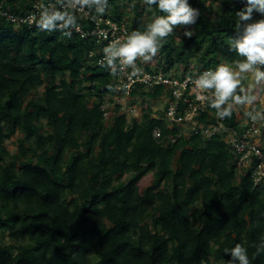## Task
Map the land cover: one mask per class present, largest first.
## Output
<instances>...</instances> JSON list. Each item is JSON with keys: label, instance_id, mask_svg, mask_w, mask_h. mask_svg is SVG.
I'll use <instances>...</instances> for the list:
<instances>
[{"label": "trees", "instance_id": "16d2710c", "mask_svg": "<svg viewBox=\"0 0 264 264\" xmlns=\"http://www.w3.org/2000/svg\"><path fill=\"white\" fill-rule=\"evenodd\" d=\"M36 1L0 4L24 14ZM246 2L188 0L196 23L173 26L157 53L164 70L195 60L198 72L214 71L244 60L231 43L264 19L254 11L240 21ZM96 6L118 23L127 16L129 35L168 15L144 0H101L89 6L94 15ZM64 33L0 18V264H240L231 254L237 244L250 264H264V185H254L251 169L238 173L220 136L160 143L154 130H171L151 108L140 122L117 114L106 125L112 71L89 56L99 47L93 39ZM253 67L264 72V64ZM139 88L133 97L164 92ZM240 117L233 110L225 124L238 127ZM13 135L19 157L5 145ZM151 171L155 180L142 189Z\"/></svg>", "mask_w": 264, "mask_h": 264}, {"label": "built area", "instance_id": "2783aa9c", "mask_svg": "<svg viewBox=\"0 0 264 264\" xmlns=\"http://www.w3.org/2000/svg\"><path fill=\"white\" fill-rule=\"evenodd\" d=\"M70 2L66 0L63 3H58L57 0L50 1L47 4L39 2L34 5V8L24 14H16L6 7L3 3L0 4V18H3L16 25H26L29 28L36 26V21L39 19L42 4L49 6L51 12L55 7L71 10V13L86 22L87 27L84 28L82 23H78V29L70 26L69 28H54L56 30H65L70 32L71 36L79 35L83 39H93L98 48L90 52V57L96 58L98 66L110 68L105 59L104 48L114 41L124 42L129 35V29L126 23H118L111 17L105 14L94 15L89 5L81 7L79 4H74L71 8L68 7ZM99 7L96 6V9ZM88 21H91L89 23ZM63 22H57L61 24ZM118 46V44H117ZM139 58L136 61L135 67L142 69L136 75H132V68H123L119 62V58L114 61L115 68L114 79L116 81V93L107 98V101L102 106L104 119H108L112 114V109L109 107V100L115 102L114 109L122 115L129 113L131 117H136L134 114L138 111L132 103L133 91L136 88L143 89L152 87L150 90H155L157 86H163L166 95V105L164 108L163 117L159 120L166 122L171 133L163 136L162 130L156 128L153 136L160 143L176 142L177 138L183 137L188 139L192 136H201L203 139H209L214 136L220 138L227 144L230 154L234 157L237 169H251V176L254 185H264V148L259 144L258 138L264 130V119H260L256 115H248L244 122L243 110L241 105H234L233 110L240 115L239 126H229L225 124L226 117L220 119L216 115V110L212 108L211 100L213 97L212 89L201 91L195 85L196 79L203 75L202 72L194 74L183 73L175 74L173 71H165L163 65L160 69H156L148 64L140 63ZM130 85L125 89L124 85ZM162 94V95H163ZM115 96L116 98H113ZM112 101V102H113ZM231 102V101H230ZM117 106H120L119 110ZM204 114L210 117V123H205L201 120ZM252 116H256L255 120ZM127 117V115H126ZM128 118V117H127ZM165 142V143H164Z\"/></svg>", "mask_w": 264, "mask_h": 264}, {"label": "clouds", "instance_id": "9594fccd", "mask_svg": "<svg viewBox=\"0 0 264 264\" xmlns=\"http://www.w3.org/2000/svg\"><path fill=\"white\" fill-rule=\"evenodd\" d=\"M57 2L63 3V0H57ZM100 2L101 0H70L68 7L71 8L74 4H79L81 7L90 6ZM104 2L106 3V0ZM144 2L149 6L156 5L160 11L167 12L168 15L155 17L147 25L145 31H133L124 42L114 41L104 48L103 51L106 54L104 57L108 66L111 67L113 75L116 74L113 65L117 58L123 68H132V75H138L142 69L135 67L137 59L142 58L145 62L152 60L163 46L165 38L173 32V26L196 23L198 11L189 6L188 0H144ZM49 6L43 4L41 6L39 19L36 21V26L40 30L51 32L57 27L69 28L70 26L79 30L77 18L69 10L50 12ZM254 11L264 16V0H247L246 7L237 13L239 20H253ZM97 12L102 14L103 7L98 8ZM57 22L63 23L58 25ZM238 28L239 23L237 24ZM64 35L70 37L71 33H64ZM185 35L191 37L192 32H186ZM231 48L236 51L237 55L245 58L242 61L234 62L238 71L233 70V67L227 63H221L214 71L209 69L203 72V75L195 81L196 87L201 91L214 90V98L211 100L210 106L216 110V115L220 119L230 117L234 105H250L256 99L253 95L236 94L238 88L242 93L245 91L241 86L242 73L253 72L256 83L264 81V72L253 67L257 62L264 64V19L245 24L243 35L231 43ZM129 87L130 85H124L125 89ZM247 115L252 114L247 113ZM256 118V116H252L253 120ZM231 254L240 260V264H250L247 249L242 245L237 244L231 249ZM226 264H231V261H227Z\"/></svg>", "mask_w": 264, "mask_h": 264}, {"label": "rangeland", "instance_id": "374dc122", "mask_svg": "<svg viewBox=\"0 0 264 264\" xmlns=\"http://www.w3.org/2000/svg\"><path fill=\"white\" fill-rule=\"evenodd\" d=\"M39 2H41V0H37L36 4H38ZM127 16L125 17V20L123 21L124 23H127ZM181 29H178V32H180ZM179 35L177 36V38L179 39ZM140 60H142V58H139ZM142 62L144 64H148L149 66H153L156 69H160L161 68V63H160V55H156L155 57L152 58V60L145 62L142 60ZM229 66L233 67V70L238 71V69L236 68L235 64H229L227 63ZM258 68V67H256ZM260 70V68H258ZM199 70V68H197V64L195 62V60H193L191 62V64L189 65L188 68H183V67H177L176 69H174V73L177 75H181L183 73H190V74H194L197 73ZM241 86L244 88V92H240V89H237V95H244V94H249V95H253L256 97L255 100H253V102L248 105V104H244L241 105L240 108L243 110L244 113V118L242 119L244 122L246 121L245 119L248 117L247 113H251L256 115L257 117H259L260 119H264V81H260L259 83H256L254 76H253V72H247V73H242L241 74ZM150 89H152V87L150 88H146L145 92H148ZM43 92V88H39L36 93L40 94ZM113 98H116L115 96H113ZM113 101V100H112ZM133 105L135 106V108H137V112L134 114L138 119V122L142 121L144 112L147 108H151L152 110V116L156 119H160L163 117L164 114V108L166 105V95L163 94L161 95L158 99H153L151 97L148 96H141V95H137L136 97L133 98L132 100ZM114 105L115 102H111L109 104V107L112 109V114L110 115V117L108 118V121L110 122L111 120H113V118L119 114L116 109H114ZM128 119L131 117V115L129 113H127V111L125 112ZM17 139L18 136L17 135H13L10 139L6 140L5 145L7 146L8 150L10 151V153L12 154V156L14 157H19L20 156V151H19V146L17 143ZM259 144L264 148V137H261V140L259 139ZM126 179V176L123 177V180ZM155 178H154V172H149L141 181L140 185L142 189H145L146 187L150 186L153 182H154ZM147 221L151 224V218L150 215L147 218ZM151 226H153L151 224ZM5 242H9L10 243V238L7 237L5 239ZM212 264H224L223 262H217L214 259H212Z\"/></svg>", "mask_w": 264, "mask_h": 264}, {"label": "crops", "instance_id": "0c3cea01", "mask_svg": "<svg viewBox=\"0 0 264 264\" xmlns=\"http://www.w3.org/2000/svg\"><path fill=\"white\" fill-rule=\"evenodd\" d=\"M137 119H138L137 117H130L128 120L129 122H132L133 120H137ZM104 121L106 125H110L112 123V120L109 122L108 119H104ZM261 137H264V130L262 131V135L258 138V141L259 139L261 140ZM237 170L239 174H244L247 169H241V170L237 169Z\"/></svg>", "mask_w": 264, "mask_h": 264}]
</instances>
